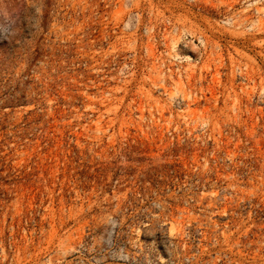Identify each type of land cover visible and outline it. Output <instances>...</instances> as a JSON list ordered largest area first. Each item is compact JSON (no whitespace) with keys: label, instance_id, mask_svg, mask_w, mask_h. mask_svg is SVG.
Segmentation results:
<instances>
[{"label":"rangeland","instance_id":"1","mask_svg":"<svg viewBox=\"0 0 264 264\" xmlns=\"http://www.w3.org/2000/svg\"><path fill=\"white\" fill-rule=\"evenodd\" d=\"M0 264H264V0H0Z\"/></svg>","mask_w":264,"mask_h":264}]
</instances>
